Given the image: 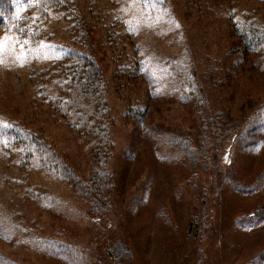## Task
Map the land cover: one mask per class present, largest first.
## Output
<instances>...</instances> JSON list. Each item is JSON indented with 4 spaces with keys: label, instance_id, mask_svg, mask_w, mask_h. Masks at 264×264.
<instances>
[{
    "label": "rangeland",
    "instance_id": "rangeland-1",
    "mask_svg": "<svg viewBox=\"0 0 264 264\" xmlns=\"http://www.w3.org/2000/svg\"><path fill=\"white\" fill-rule=\"evenodd\" d=\"M60 2L34 42L0 27V264H264V0ZM77 48L105 80L93 137L63 110ZM35 143L111 175L105 215Z\"/></svg>",
    "mask_w": 264,
    "mask_h": 264
},
{
    "label": "trees",
    "instance_id": "trees-1",
    "mask_svg": "<svg viewBox=\"0 0 264 264\" xmlns=\"http://www.w3.org/2000/svg\"><path fill=\"white\" fill-rule=\"evenodd\" d=\"M28 1L30 0H0V27H4V29L19 37L30 38V40L34 42V40H38L42 34L40 24L48 17L47 9L60 10L64 8V5L60 0H42L38 6L40 15L38 20H35V23L33 24L32 20L26 16L33 11L32 5L26 13H23L22 15L19 14L20 3L24 4ZM79 41L82 42V40ZM87 41L88 40H85L86 44ZM81 46L84 47V45ZM87 49H90V46H88ZM73 53L72 56H68L67 58H75V61H73L72 70L69 72V83L67 84V91H65V93L68 96L67 101L73 99L75 106H70L69 102H66V106L63 110L68 111L71 117L78 121L80 126L85 127L84 130L89 129L91 137H93L97 130L90 128L92 121L99 122V119L104 117L102 114V108H106L104 107V101L101 97L102 90H104L103 86L105 85L104 75L101 67L91 60L86 52L77 48L74 49ZM66 61L67 60H64L62 63ZM83 65L89 66L86 76L80 75L81 67ZM100 142L102 145L100 146L99 156H102L105 150L108 155L110 148H106V140L103 135ZM34 148L38 155L37 161L43 166V169L53 171L54 174L60 175L63 178L62 180L69 182L70 185L73 183L74 186H71L75 190V197H82L84 200H88L90 210L87 215L90 219L95 217L94 214H104V210L107 208V203L102 201L98 196V192H104L106 191L107 186H113L111 182L108 183L106 178L111 177L108 172H95L89 181L82 180L67 166L64 159L47 145L44 143H35ZM27 188L28 191H31L30 199H28V197V200L43 202V196L32 193L31 187ZM19 192H21V189H19L17 193ZM16 230L21 231L17 233V242L20 244L26 246L31 245L34 248H42L38 242L42 245L48 244V241L42 238H38L37 242L31 243L28 234L24 233V227H18Z\"/></svg>",
    "mask_w": 264,
    "mask_h": 264
},
{
    "label": "snow or ice",
    "instance_id": "snow-or-ice-1",
    "mask_svg": "<svg viewBox=\"0 0 264 264\" xmlns=\"http://www.w3.org/2000/svg\"><path fill=\"white\" fill-rule=\"evenodd\" d=\"M139 2L147 3L148 0H139ZM0 47H2V46H0Z\"/></svg>",
    "mask_w": 264,
    "mask_h": 264
}]
</instances>
